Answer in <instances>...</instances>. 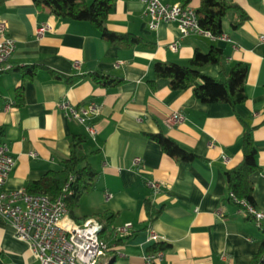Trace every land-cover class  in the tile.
<instances>
[{"label": "crops", "instance_id": "1", "mask_svg": "<svg viewBox=\"0 0 264 264\" xmlns=\"http://www.w3.org/2000/svg\"><path fill=\"white\" fill-rule=\"evenodd\" d=\"M234 1L248 18L234 28L237 15L227 16L226 40L203 34L181 38L172 22L151 29L143 2L114 0L109 29L141 36L149 45L133 48L107 42L90 22L58 17L48 7L39 9L33 0H8L0 6V21L7 22V35L16 41L10 59L13 69L0 74V142L16 159L8 189L26 188L47 172L61 170V161L70 155V135H88L85 125L65 114L61 102L101 106L100 113L90 118L96 139L90 138L86 145L98 174L71 215L78 223L91 218L104 223L101 236L110 249L97 264H145L148 248L159 242L170 248L155 264H249L259 251L264 233L227 200L225 171L243 158L242 135L248 124L253 127L260 166L251 175L254 206L264 212V1ZM199 5L200 0L191 2L195 9ZM43 23L52 27L40 36L37 29ZM176 41L180 46L173 51L170 44ZM211 47L223 50L227 68L239 61L248 65L243 104L203 103L191 88L173 90L168 78L156 77V63L187 64L196 49L207 52ZM33 65L38 66L37 73L27 79L24 71ZM97 70L124 82L105 88L87 77L68 85L53 74L69 77ZM202 70L217 77L221 67L211 64ZM177 111L186 119L168 124V117ZM159 132L198 157L183 161L166 154L149 137ZM223 155L228 156L226 163ZM138 157L140 165L135 162ZM152 183L160 185L158 190ZM147 196L161 209L153 223L146 222ZM105 213L113 215L110 225ZM128 222L133 235H117L115 229ZM0 264H38L28 243L1 217Z\"/></svg>", "mask_w": 264, "mask_h": 264}, {"label": "trees", "instance_id": "2", "mask_svg": "<svg viewBox=\"0 0 264 264\" xmlns=\"http://www.w3.org/2000/svg\"><path fill=\"white\" fill-rule=\"evenodd\" d=\"M8 0H0L2 6ZM39 9L48 7L50 12L58 17L74 20L88 21L100 32L101 37L115 45L125 48L136 46L147 47L148 43L138 35L130 33H118L109 29L107 22L112 10L114 0H33ZM193 0H181L183 6H191ZM200 26L209 31L215 38L224 32V20L232 13L237 15L236 21L232 22L234 28L239 27L248 15L244 9L234 0H200L197 9ZM224 52L217 47H211L207 52L196 49L187 64L175 62H158L155 64L157 78H168L173 90L191 88L193 95L203 103H228L233 107L243 104L247 100L245 91V78L248 65L244 62H236L230 68L224 64ZM211 64L221 67L217 77L205 73L202 69ZM38 66L33 65L25 69L27 79H33L37 73ZM55 77L63 79L68 85H75L84 78H91L96 84L105 88L120 86L124 79L115 75L94 71L86 74H74L65 77L53 72ZM154 88V81L151 82ZM19 104L22 105L23 85L18 89ZM149 137L158 142L163 151L171 157L192 161L198 156L184 148L177 141L162 132L150 134ZM89 136L84 134H72L69 137L70 155L61 161L62 169L47 172L40 180L29 182L26 190L37 195H47L55 199L64 195L71 215L79 205L81 196L90 191L97 171L89 162L90 153L86 150ZM243 158L238 165L227 169L225 175L228 184L227 200L236 204L242 210L246 209L243 204L236 200H245L254 205V185L251 175L260 166L257 162V148L253 137V127L244 125L242 135ZM67 190L65 191V187ZM146 222L153 223L160 215L161 209L157 208L152 196L145 199ZM107 225L112 223L113 215L103 214ZM253 219L252 216H247ZM264 233V224L260 226ZM133 232L128 237H131ZM170 245L164 242L155 243L148 248V252L167 251ZM249 264H264V239L259 251L252 257Z\"/></svg>", "mask_w": 264, "mask_h": 264}, {"label": "built area", "instance_id": "3", "mask_svg": "<svg viewBox=\"0 0 264 264\" xmlns=\"http://www.w3.org/2000/svg\"><path fill=\"white\" fill-rule=\"evenodd\" d=\"M140 1L145 5L144 13L151 29H155L160 22H172L177 24L181 38L200 34L215 38L200 26L197 9L192 6H183L182 2L171 5L163 0ZM51 27L49 23H43L37 29V34L41 36ZM7 32L8 24L1 20L0 74L13 69L10 59L16 50V41ZM217 38L229 39L224 33ZM179 46L180 42L176 41L170 44V49L177 51ZM60 107L70 119L85 125L89 138L96 139L97 130L90 123V118L100 113L99 104L91 102L87 106H80L63 101ZM185 119V115L177 111L168 117L167 123L174 125ZM223 160L226 163L228 156L223 155ZM15 162L8 147L0 142V217L11 223L17 237L28 243L38 264H97L110 249V244L101 236L104 223L96 218L83 223L74 221L64 195L51 199L47 195L29 193L26 188L8 189L6 183ZM135 162L140 165L142 160L138 157ZM152 186L158 190L160 185L152 183ZM236 201L246 208L241 209L246 216H252L259 226L264 224L263 211L245 200ZM132 227V223H125L117 227L115 233L129 236L133 231ZM162 256L163 251L148 253L145 264H155Z\"/></svg>", "mask_w": 264, "mask_h": 264}]
</instances>
